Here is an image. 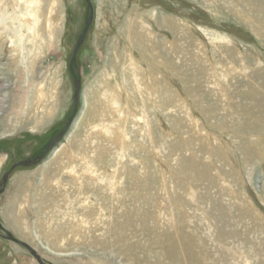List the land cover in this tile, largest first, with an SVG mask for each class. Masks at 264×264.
<instances>
[{
  "label": "rangeland",
  "instance_id": "obj_1",
  "mask_svg": "<svg viewBox=\"0 0 264 264\" xmlns=\"http://www.w3.org/2000/svg\"><path fill=\"white\" fill-rule=\"evenodd\" d=\"M91 1L76 119L1 224L47 264H264V0ZM88 16L0 0V181L72 115ZM0 264L39 262L0 236Z\"/></svg>",
  "mask_w": 264,
  "mask_h": 264
},
{
  "label": "water",
  "instance_id": "obj_2",
  "mask_svg": "<svg viewBox=\"0 0 264 264\" xmlns=\"http://www.w3.org/2000/svg\"><path fill=\"white\" fill-rule=\"evenodd\" d=\"M88 8H89V16L85 21V26L83 29L82 34L80 35L78 42L74 48L73 51V55L69 64V68L70 71L73 75V79H74V87H75V93L73 96L74 99V111L72 113V115L69 117L65 128L61 131V133L59 135H57L45 148V150L38 156L36 157H29L26 158L24 160L21 161H17L13 164V166L3 175L1 181H0V194H2L7 186V183L9 181L11 172L19 167V166H23V167H30V166H34L37 165L39 163H41L45 158H47V156L53 152V150L56 148V146L63 140V138L65 137V135L67 134V132L69 131L70 127L72 126L74 120L76 119V116L78 114L79 111V105H80V95H81V89H82V79L81 77H77V74L75 72V68L74 65L77 62V55L79 52V49L81 48V46L83 45L87 33L89 31L90 26L92 25L93 21H94V17H95V9L93 6V3L91 0H86ZM0 236L3 237L4 239L11 241V242H15L18 243L20 245H23L24 247L28 248L29 251L31 252V254L36 258V260L39 262V264H47L45 258H43L33 247H31L29 244H27L26 242L18 239L16 236H14L12 233H10L9 231H7L5 229V227L1 224L0 222Z\"/></svg>",
  "mask_w": 264,
  "mask_h": 264
},
{
  "label": "trees",
  "instance_id": "obj_3",
  "mask_svg": "<svg viewBox=\"0 0 264 264\" xmlns=\"http://www.w3.org/2000/svg\"><path fill=\"white\" fill-rule=\"evenodd\" d=\"M0 152H2V149H1V147H0Z\"/></svg>",
  "mask_w": 264,
  "mask_h": 264
},
{
  "label": "bare ground",
  "instance_id": "obj_4",
  "mask_svg": "<svg viewBox=\"0 0 264 264\" xmlns=\"http://www.w3.org/2000/svg\"><path fill=\"white\" fill-rule=\"evenodd\" d=\"M131 229V228H130ZM223 239V238H222ZM230 255V254H229Z\"/></svg>",
  "mask_w": 264,
  "mask_h": 264
}]
</instances>
